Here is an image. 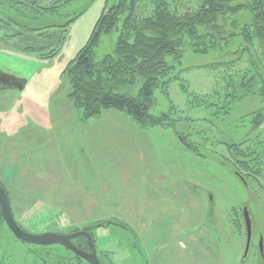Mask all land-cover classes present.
<instances>
[{"label":"rangeland","instance_id":"rangeland-1","mask_svg":"<svg viewBox=\"0 0 264 264\" xmlns=\"http://www.w3.org/2000/svg\"><path fill=\"white\" fill-rule=\"evenodd\" d=\"M30 1L56 9L33 20ZM117 1L0 0V73L24 79L21 90L0 89V185L16 223L30 233L85 230L101 264H264V97L254 92L262 84L252 94L240 87L243 75L264 79V40L242 35L257 31L253 13L218 18L230 35L220 48L197 53L184 39L149 109L183 120L141 126L114 108L84 116L64 73ZM118 33L99 35L94 61ZM242 205L252 219L244 260ZM71 241L87 251L86 237ZM0 264L89 263L59 244L21 242L0 215Z\"/></svg>","mask_w":264,"mask_h":264},{"label":"trees","instance_id":"trees-1","mask_svg":"<svg viewBox=\"0 0 264 264\" xmlns=\"http://www.w3.org/2000/svg\"><path fill=\"white\" fill-rule=\"evenodd\" d=\"M247 1L233 4V0H118L105 7L88 41L64 69L74 106L81 109L84 116H94L101 109L114 108L124 111L141 126L167 125L175 128L176 123L183 119L170 120L164 114L154 116L149 113L154 102V89L165 84L167 79L164 77L180 63L184 39L197 53H206L226 43L230 35H226L218 23L219 17L243 8L250 10L257 31L247 32L244 27L242 35L246 41L254 37L264 40V0ZM26 5L31 12L37 11L31 17L33 20L42 17L46 10L56 9V5L37 7L35 1ZM60 5L63 6L62 3ZM76 17L72 16L60 27L66 30ZM42 28L46 26L23 30L29 33ZM115 28L119 33L113 50L101 60L94 61L93 47L99 35ZM28 45L27 48L34 47ZM253 83L262 84L254 92L258 91L264 97L263 75L257 73L240 78L243 94L254 93ZM184 135L180 134L179 139L186 143Z\"/></svg>","mask_w":264,"mask_h":264},{"label":"water","instance_id":"water-1","mask_svg":"<svg viewBox=\"0 0 264 264\" xmlns=\"http://www.w3.org/2000/svg\"><path fill=\"white\" fill-rule=\"evenodd\" d=\"M24 86V79L16 78L7 73H0V89L2 88H16L21 90ZM243 181V178L240 177ZM246 188L247 184L243 181ZM241 214L244 224V246L242 250V260H244L248 254L251 238H252V219L250 211L246 205H242ZM0 215L5 222L7 228L12 232V234L20 241L34 245H49V244H59L71 252L85 260L89 264H101L95 251V247L91 242L90 234L85 230H75L70 233H30L23 230L15 221L12 214L9 200L4 188L0 185ZM77 236H84L88 242L87 251L79 249L76 245L72 243V239ZM263 239L260 236L258 240V249L260 254L263 253Z\"/></svg>","mask_w":264,"mask_h":264},{"label":"flooded vegetation","instance_id":"flooded-vegetation-1","mask_svg":"<svg viewBox=\"0 0 264 264\" xmlns=\"http://www.w3.org/2000/svg\"><path fill=\"white\" fill-rule=\"evenodd\" d=\"M243 182V181H242Z\"/></svg>","mask_w":264,"mask_h":264}]
</instances>
